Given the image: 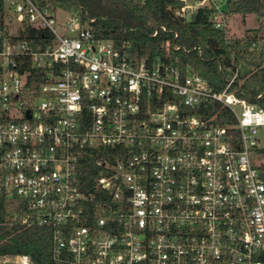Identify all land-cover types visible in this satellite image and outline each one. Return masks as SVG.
<instances>
[{
	"label": "built area",
	"instance_id": "obj_1",
	"mask_svg": "<svg viewBox=\"0 0 264 264\" xmlns=\"http://www.w3.org/2000/svg\"><path fill=\"white\" fill-rule=\"evenodd\" d=\"M180 1L175 17L208 6L228 30L215 0ZM25 25L45 44L20 39ZM163 48L138 57L74 12L4 0L0 195L11 223L50 231L57 264H264V108L237 68L217 91Z\"/></svg>",
	"mask_w": 264,
	"mask_h": 264
},
{
	"label": "trees",
	"instance_id": "obj_2",
	"mask_svg": "<svg viewBox=\"0 0 264 264\" xmlns=\"http://www.w3.org/2000/svg\"><path fill=\"white\" fill-rule=\"evenodd\" d=\"M33 1L41 8L76 13L83 23H88L96 38L111 39L116 46L124 45L130 54L138 57L163 58L167 40L181 46L179 51L171 53L172 60L181 68L190 66L217 91L237 68L241 94L264 108V98L254 100L258 93L264 92V0H226L223 13L227 19L234 14H252L257 19L255 34L242 37L229 36L226 28H215L208 6L197 8L189 20L175 17V12L168 8L180 7V0ZM3 13L4 0H0V15ZM160 25H165L166 30H161ZM156 30L157 35L153 36ZM17 35L34 45L45 44L42 39L48 37L47 31H36L26 25ZM214 114V111L209 113ZM225 117L229 122L234 121L232 116ZM257 153L264 172V147ZM101 157L99 153L87 156V166ZM14 202L0 195V254H25L32 264H57L51 258L48 229L11 223L8 208Z\"/></svg>",
	"mask_w": 264,
	"mask_h": 264
},
{
	"label": "rangeland",
	"instance_id": "obj_3",
	"mask_svg": "<svg viewBox=\"0 0 264 264\" xmlns=\"http://www.w3.org/2000/svg\"><path fill=\"white\" fill-rule=\"evenodd\" d=\"M217 3L221 4V7L225 8V0H215ZM60 18L64 17V14L60 13ZM257 19L252 14H247L241 16L239 14H234L229 17L227 21L228 35L229 36H245L254 35L257 29ZM261 141L264 142V130L260 132Z\"/></svg>",
	"mask_w": 264,
	"mask_h": 264
},
{
	"label": "crops",
	"instance_id": "obj_4",
	"mask_svg": "<svg viewBox=\"0 0 264 264\" xmlns=\"http://www.w3.org/2000/svg\"><path fill=\"white\" fill-rule=\"evenodd\" d=\"M229 19V18H228ZM239 37H242V36H239Z\"/></svg>",
	"mask_w": 264,
	"mask_h": 264
}]
</instances>
